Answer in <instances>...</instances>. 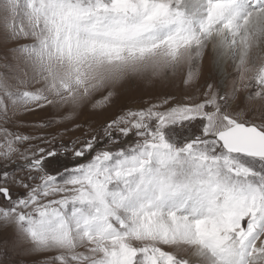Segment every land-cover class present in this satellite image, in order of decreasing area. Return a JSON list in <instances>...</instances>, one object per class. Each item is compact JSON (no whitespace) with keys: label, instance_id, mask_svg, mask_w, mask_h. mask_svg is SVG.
Returning <instances> with one entry per match:
<instances>
[{"label":"rangeland","instance_id":"obj_1","mask_svg":"<svg viewBox=\"0 0 264 264\" xmlns=\"http://www.w3.org/2000/svg\"><path fill=\"white\" fill-rule=\"evenodd\" d=\"M183 1L0 0V264H264V27Z\"/></svg>","mask_w":264,"mask_h":264},{"label":"bare ground","instance_id":"obj_2","mask_svg":"<svg viewBox=\"0 0 264 264\" xmlns=\"http://www.w3.org/2000/svg\"><path fill=\"white\" fill-rule=\"evenodd\" d=\"M195 1H197V0L183 1L181 4L182 9L185 11H188L189 9L193 8L195 6V3H194ZM208 1L209 0H207V2ZM220 1H223V0H220ZM198 3H200V2H198ZM241 4H242V6H241ZM210 6H211V4H210ZM212 6H214V5H212ZM212 6H211V10H210L211 12L209 15L216 17L217 10H214L213 9L214 7H212ZM262 8H264V0H241V3H239L237 0H228L227 2H225V1L223 2V10L225 11V13L223 12L224 13L223 16H218V17L222 18V19L225 18V19L229 20L231 22L232 26L227 27V28L223 29L222 31H220L221 35H223V39H221L223 41H222V43H220V40H219V45H223V51L221 54L216 55V57L214 56V58H215L214 59V65L216 66V68L221 73H223V74L227 73V67H228V61H229V56H228V53H229L228 50L229 49H228V47H231V45L234 44V41H235L234 38L243 35V32L247 31L248 28L255 30V29H257V27H260V29H263V27H264V10H260ZM250 10L251 11L260 10V11L253 12L242 23L238 24V21L241 20L243 15L247 11H250ZM146 24H148L146 26L149 27V25H153V22L146 21ZM193 26L194 25L191 23V21L188 22L187 20L186 21L184 20V24H182V30L180 29L181 27H179V28L176 27L175 30H177V32H178V30L187 31V29H188L190 35L184 36V37H178L177 36L173 40L177 43L182 42L183 45L186 41H191L190 43L195 42L197 40L196 38H198V34L196 33V30ZM191 28L194 31L191 30ZM202 29L210 31L209 27H203ZM226 29H227L226 35L229 34L228 41L225 40L226 35L224 33H225ZM167 34H169V33H165V35L161 37L164 42H165V39H170L173 36V35L168 36ZM194 34H196V36L192 37ZM163 37H166V38H163ZM169 43L171 44L172 42L169 41L167 44H169ZM186 44H187V42H186ZM179 46H180V44H179ZM188 46H189V44L186 45V47H188ZM193 46H195V45H193ZM182 47H185V46H182ZM189 52H191V51H189ZM213 55L214 54L211 53V55L209 56V59H208L209 62H208V65L206 68H209L211 60L213 62V58H212ZM196 226H195V228H196ZM192 228H193V226H192ZM154 233L156 234V231ZM193 233H194L193 235L195 236V234H197L196 230L195 231L193 230Z\"/></svg>","mask_w":264,"mask_h":264},{"label":"water","instance_id":"obj_3","mask_svg":"<svg viewBox=\"0 0 264 264\" xmlns=\"http://www.w3.org/2000/svg\"><path fill=\"white\" fill-rule=\"evenodd\" d=\"M216 138L230 153L264 159V132L254 125L236 124L218 133ZM1 191L9 199V191Z\"/></svg>","mask_w":264,"mask_h":264}]
</instances>
